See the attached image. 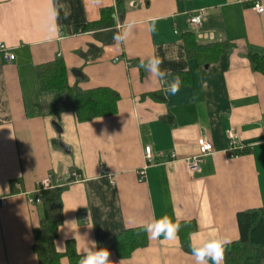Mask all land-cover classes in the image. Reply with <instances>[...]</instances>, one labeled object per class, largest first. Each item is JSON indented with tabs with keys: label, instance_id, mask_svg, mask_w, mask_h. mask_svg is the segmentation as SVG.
<instances>
[{
	"label": "crops",
	"instance_id": "1",
	"mask_svg": "<svg viewBox=\"0 0 264 264\" xmlns=\"http://www.w3.org/2000/svg\"><path fill=\"white\" fill-rule=\"evenodd\" d=\"M118 1L96 6L92 0H58L64 5L60 34L49 39L42 27L48 0H0V44L15 55L9 61L0 50V198L7 199L0 204V264H39L33 230L44 206L29 198L49 176L53 186L64 187L57 250L65 252L74 240L83 253L94 240L109 250L113 264H195L183 237L191 242L193 235L219 234L238 241V212L264 207V74L248 59L250 52L264 53V12L255 8L264 0H124L125 12L116 13L112 27L78 30ZM202 8L207 14L195 26L190 15ZM117 19L122 25L136 21L119 50L112 39ZM186 32L228 50L208 62L191 57ZM151 55L180 77L176 95L139 67ZM58 59L67 66L70 87L118 92L117 113L79 122L69 89L43 91L37 67ZM229 129L248 149L238 157L227 153ZM202 136L214 152L193 174L186 159L198 154ZM147 145L152 159L141 181ZM101 166L113 173L115 186L102 177ZM154 215L178 221L179 239H148L120 257L115 236ZM61 264L70 261L65 257Z\"/></svg>",
	"mask_w": 264,
	"mask_h": 264
},
{
	"label": "trees",
	"instance_id": "2",
	"mask_svg": "<svg viewBox=\"0 0 264 264\" xmlns=\"http://www.w3.org/2000/svg\"><path fill=\"white\" fill-rule=\"evenodd\" d=\"M124 0L117 2V8L109 7L102 10V17L96 22H91L78 27L79 31L110 28L114 25L116 13L124 14ZM194 33L186 32L187 53L203 61H212L219 58L228 49L227 44L221 42L202 43L196 40ZM248 59L253 70L264 74V53L250 52ZM37 74L43 91H55L59 95L63 89L71 92V107L79 122H87L101 116L117 113L120 95L113 89L97 87L82 89L78 86H69V74L65 63L57 61L41 64L37 67ZM58 97L54 101V110L57 109ZM248 149L244 150L246 152ZM64 187L53 186L41 193L40 197L44 206L43 216L33 230V251L38 256L39 264H61L67 257L70 264H78L82 255L76 249L74 240L67 242V250L59 252L55 241L61 220L55 221L54 216L60 213L53 209V204L61 203ZM240 239L231 242L224 254L225 264H264V207L243 210L237 214ZM148 236L142 227L129 228L115 236L114 250L123 258L131 256L139 247L146 246ZM188 237H183V247L190 251Z\"/></svg>",
	"mask_w": 264,
	"mask_h": 264
},
{
	"label": "clouds",
	"instance_id": "3",
	"mask_svg": "<svg viewBox=\"0 0 264 264\" xmlns=\"http://www.w3.org/2000/svg\"><path fill=\"white\" fill-rule=\"evenodd\" d=\"M96 6L102 4V0H92ZM48 13L42 21V27L45 30L49 39L57 38L60 34V25L58 23L60 17V10L64 8L58 0H48ZM260 8V5H257ZM264 11V9H261ZM69 13L64 12L66 19ZM156 17L152 18L150 30L156 29ZM136 27L135 20L126 19L123 25L117 19L116 31L113 34L114 47L119 50L121 45L133 35L134 28ZM163 59L156 55H151L147 58L140 60L139 67L145 69L151 76L157 78L165 85V91L171 95H176L181 87V79L178 75L173 76L170 69H162ZM171 77V80L169 79ZM141 227L147 234L148 239L151 241L160 240L163 242H174L179 239V231L181 224L174 221L170 216L163 215L160 218H155V215L150 221L144 222ZM231 244V239L213 234L207 239H199L195 235L192 236L190 242V253L194 258L195 264H223L225 250ZM110 252L107 248L98 247L94 240L87 241V247L78 261V264H113L110 260ZM119 264H123L121 260Z\"/></svg>",
	"mask_w": 264,
	"mask_h": 264
},
{
	"label": "built area",
	"instance_id": "4",
	"mask_svg": "<svg viewBox=\"0 0 264 264\" xmlns=\"http://www.w3.org/2000/svg\"><path fill=\"white\" fill-rule=\"evenodd\" d=\"M257 5H260L259 9L257 8ZM255 8L260 13L264 12L261 10V9H264V6L260 4L259 2L255 4ZM206 14H207L206 9L204 8L199 9L197 12L190 15V22L195 26H199L202 23L203 19L205 18ZM0 50L4 52L7 60L10 61L15 58V55L8 51V48L5 44H0ZM227 136L229 138V147L227 149V153L231 157L240 156L244 152V150L247 149V146L240 142L239 134L236 131L229 129L227 131ZM198 145H199L198 154L186 159V164L188 166V169L193 174L201 172L202 165L205 161V157L214 152L213 143L204 136L199 138ZM152 152H153L152 146H149V145L145 146L144 154H145V158L147 161V165H145L138 171L139 180L141 181H144L146 179V175H147L146 170L151 163ZM173 156H175V154H173ZM101 174H102V177L107 178L113 186L116 185V180L114 178L113 173H111V171L107 169L105 166H101ZM73 177L76 180L80 179L81 174L78 172H73ZM51 187H53V183H52L51 177L49 176L48 178L42 180L38 184L37 189L34 192V194L30 195L29 201L32 204L40 203L41 202L40 197H36L35 195ZM0 204L1 206H6L7 199L5 197L0 198ZM86 217L87 216H85V219H87Z\"/></svg>",
	"mask_w": 264,
	"mask_h": 264
},
{
	"label": "water",
	"instance_id": "5",
	"mask_svg": "<svg viewBox=\"0 0 264 264\" xmlns=\"http://www.w3.org/2000/svg\"><path fill=\"white\" fill-rule=\"evenodd\" d=\"M55 127H56L58 130H61L59 124L55 123ZM52 208H53V209H59V208H61V205H60V204H53V205H52ZM54 220H55V221H59V220H61V215H60V214H56V215L54 216Z\"/></svg>",
	"mask_w": 264,
	"mask_h": 264
}]
</instances>
